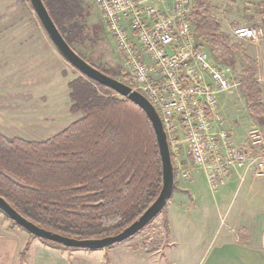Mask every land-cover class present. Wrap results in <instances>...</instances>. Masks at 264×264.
<instances>
[{"label":"trees","instance_id":"obj_1","mask_svg":"<svg viewBox=\"0 0 264 264\" xmlns=\"http://www.w3.org/2000/svg\"><path fill=\"white\" fill-rule=\"evenodd\" d=\"M42 1L72 49L74 44L89 40L81 0ZM207 2L193 0L190 19L195 37L215 50L223 63H233V53H242L247 67L241 72V86L248 111L264 116L255 80L256 61L245 56L239 45L227 44ZM76 53L103 73L128 83L127 74L122 78L109 73ZM67 86L70 110L81 115L62 130L42 140L0 132V197L27 220L64 236L91 239L115 235L136 220L160 192L162 167L156 136L145 112L112 89L83 74ZM176 190L174 184L172 193ZM159 214L168 235L166 205Z\"/></svg>","mask_w":264,"mask_h":264},{"label":"rangeland","instance_id":"obj_2","mask_svg":"<svg viewBox=\"0 0 264 264\" xmlns=\"http://www.w3.org/2000/svg\"><path fill=\"white\" fill-rule=\"evenodd\" d=\"M81 1L90 29L89 40L81 45L74 44V49L92 64L125 77L114 41L103 25L95 0ZM207 5L217 19L220 31L226 35L227 44L241 42L242 49L260 63L262 71L259 82L264 90V39L257 44L248 40L237 41L232 32L234 28L253 26L264 30V0H208ZM204 48L216 62L223 63L215 50L206 45ZM230 65L233 73L238 74L245 63L242 56L235 52ZM80 75L56 50L27 0H0L1 133L41 140L62 130L81 115L80 111L73 113L70 110L67 86L69 81ZM236 78L239 80L238 76ZM254 119L259 124L253 122L248 127L246 141L249 130L257 128L264 143V117ZM231 128L233 132L234 127ZM263 152L264 145L253 149L254 154ZM198 188L199 193L192 209L181 217L186 231L177 245L171 247L172 253L167 254V258L169 256L178 264H202L215 241L223 237V232L233 239L236 232L239 240H245L243 237L248 234L245 227L228 225L229 216L238 209L240 193L228 195L223 204L216 207L213 198L216 190L209 188L210 192L202 179ZM7 223L11 228H19L8 217ZM163 223L161 214H158L133 236L131 245L145 246L150 250L166 246L168 241L166 232L163 238ZM255 226L249 231L255 236L259 235V238L262 234L264 240L263 226L259 227L260 223Z\"/></svg>","mask_w":264,"mask_h":264},{"label":"built area","instance_id":"obj_3","mask_svg":"<svg viewBox=\"0 0 264 264\" xmlns=\"http://www.w3.org/2000/svg\"><path fill=\"white\" fill-rule=\"evenodd\" d=\"M147 1L159 6L143 4ZM165 1L95 0L124 63L127 84L159 114L175 176L190 178L200 169L211 190L219 189L234 169L250 168L254 176L264 177V152L253 153L264 145L261 133L252 128L245 144L235 143L219 111L220 95L232 94L240 80L196 39L193 0H171L168 7ZM232 32L255 44L264 39L258 26Z\"/></svg>","mask_w":264,"mask_h":264},{"label":"crops","instance_id":"obj_4","mask_svg":"<svg viewBox=\"0 0 264 264\" xmlns=\"http://www.w3.org/2000/svg\"><path fill=\"white\" fill-rule=\"evenodd\" d=\"M143 4L159 6L156 1H147ZM170 5L171 0L164 2V6L168 7ZM95 6L97 7L96 2ZM160 6L162 5L160 4ZM99 15L101 17V13ZM102 22L104 25L103 19ZM237 41L247 40L237 39ZM114 44L116 48L115 41ZM232 44L239 45L241 49L243 48L241 42ZM242 50L245 56L255 60L252 55H249L244 49ZM236 52L242 56L240 51ZM116 54L121 59L117 48ZM243 61L245 66L242 67L240 73H234L239 77L240 86L232 94H221L219 97V111L224 121V128L227 129L228 133L231 132L230 135L237 144L246 141L247 129L253 122L259 124L254 118L264 117L251 115L248 111L246 92L241 86V78L244 76L241 72L247 67L244 58ZM256 64L255 80H258L260 101L264 104V90L259 82L262 69L260 63L256 61ZM121 65L122 73H127L122 59ZM226 65L232 68L230 63ZM231 127H234L233 132ZM201 179L210 191L205 175L200 169H195L190 178L175 176L174 184L177 190L172 193L166 204L168 243L163 248L155 247L153 250L147 249L145 246L136 247L131 245L130 242L131 240L133 242V237L123 242V244L105 249H65L57 247L44 242L40 238L31 237L23 229L11 228L7 223L6 215L0 210V264H178L169 256L167 258V254L172 253L171 247L177 245V242L183 237L184 231H186L181 217L186 215L192 209L193 203L196 202ZM236 193H240V202L237 211L229 216L228 225L234 228L238 226L245 227L248 234L243 238L246 239L239 240L236 232L234 239L223 232L221 234L223 237L215 241L202 264H264L262 234L259 238V235L255 236L252 231H249L252 227H256L255 224L257 223H260L259 227L263 226L261 229L264 230V177L254 176L250 168L234 169L226 182L215 191L213 198L217 204L216 207L221 203L223 204L228 195L234 196ZM159 223L160 221H158ZM163 232V238H165V231Z\"/></svg>","mask_w":264,"mask_h":264},{"label":"water","instance_id":"obj_5","mask_svg":"<svg viewBox=\"0 0 264 264\" xmlns=\"http://www.w3.org/2000/svg\"><path fill=\"white\" fill-rule=\"evenodd\" d=\"M29 2L54 47L73 68L97 83L112 89L117 95L127 98L145 112L152 124L158 144L162 167V187L156 199L136 220L119 233L101 238L76 239L46 230L24 218L2 197H0V210L11 221L34 237L60 243L65 247L77 249H105L111 247L115 243H121L141 231L160 213L170 199L174 187L175 170L169 151L167 137L157 110L145 95L132 88L129 84L103 73L85 61L65 41L50 17L43 1L29 0Z\"/></svg>","mask_w":264,"mask_h":264}]
</instances>
